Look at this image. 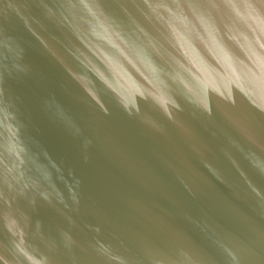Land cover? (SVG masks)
<instances>
[{
    "label": "water",
    "instance_id": "water-1",
    "mask_svg": "<svg viewBox=\"0 0 264 264\" xmlns=\"http://www.w3.org/2000/svg\"><path fill=\"white\" fill-rule=\"evenodd\" d=\"M0 264H264V0H0Z\"/></svg>",
    "mask_w": 264,
    "mask_h": 264
}]
</instances>
